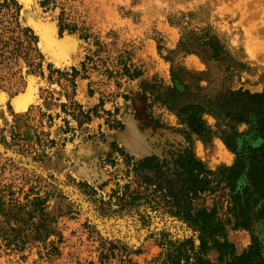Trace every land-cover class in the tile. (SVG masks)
Listing matches in <instances>:
<instances>
[{
  "label": "rangeland",
  "instance_id": "1",
  "mask_svg": "<svg viewBox=\"0 0 264 264\" xmlns=\"http://www.w3.org/2000/svg\"><path fill=\"white\" fill-rule=\"evenodd\" d=\"M15 2L18 29L15 8L0 0V264H160L197 234L173 198L228 217L229 193L216 175L263 143L264 0H29L27 18ZM47 22L57 39L74 42L70 65L55 66L38 47L33 27ZM24 28L35 50L26 49ZM77 86L81 106L72 102ZM28 87L27 110L16 113L13 100ZM134 101L142 104L137 130L149 129L158 156L137 160L118 141ZM189 105L202 112L182 116ZM82 145L94 147L95 177L75 174ZM187 149L215 174L196 195L175 166ZM36 198L45 203L33 207ZM255 211L250 231L225 227L235 255L255 239L264 258Z\"/></svg>",
  "mask_w": 264,
  "mask_h": 264
},
{
  "label": "trees",
  "instance_id": "2",
  "mask_svg": "<svg viewBox=\"0 0 264 264\" xmlns=\"http://www.w3.org/2000/svg\"><path fill=\"white\" fill-rule=\"evenodd\" d=\"M7 1L3 0L2 3L6 7ZM9 3L15 8V28L18 29L20 26L16 16H18L20 7L15 0H9ZM69 31L74 32L73 28ZM22 32L29 40L26 43V49L30 51L31 46L33 47L37 44V39L28 28H24ZM62 32L63 28L59 26L58 35L61 36ZM33 49L35 50V47ZM216 49L212 48L213 57H217ZM14 52H18L20 55L18 49L14 50ZM71 73L72 78H75L77 75L76 69L72 68ZM125 73H127V70H125ZM137 76H139V73H135L132 78ZM72 87H75L73 81ZM201 112L202 107L194 105H189L179 110L182 116L190 117L199 115ZM78 115L85 122L89 121L88 114L79 112ZM258 134L263 140V143L258 148L247 146L242 152L237 154L236 160L230 167L222 168L216 175L218 177L217 185H223V188L228 190L229 193L226 212L228 217L219 218L218 209L215 206L209 210L201 209L193 212L190 206L173 198L174 206L178 211H181L184 221L194 228L197 234L195 243L192 239H188L183 243L172 246L169 251L165 252L160 264H213L205 259L210 251H215L218 255L216 264H264L261 247L255 239L252 240L251 245L245 251L240 255H235L234 248L232 244L227 242L225 234L226 226H231L235 231H250L252 227L250 214L255 209L254 217L256 220L264 221V127H261ZM225 143L228 146V142ZM229 149L234 151L232 147H229ZM175 166H178L182 173L188 177L187 184L189 193H192V195H196L198 188L205 192L209 181L204 180L207 176H215L214 173L206 170L188 149L183 152V155L178 156ZM240 180H245L246 184L237 188V183ZM34 202L37 205H33V207H36L43 205L45 200L36 198ZM48 236L46 234L42 241L46 240ZM38 240V238H35V241ZM10 245L11 242L8 241L6 247H11Z\"/></svg>",
  "mask_w": 264,
  "mask_h": 264
},
{
  "label": "bare ground",
  "instance_id": "3",
  "mask_svg": "<svg viewBox=\"0 0 264 264\" xmlns=\"http://www.w3.org/2000/svg\"><path fill=\"white\" fill-rule=\"evenodd\" d=\"M22 2L25 6L23 10V15L27 18V6L29 0H18ZM30 16V15H29ZM27 21V20H26ZM28 22V21H27ZM30 22V21H29ZM36 31L38 36L39 42L38 47L41 51L46 54L47 58L57 67L60 65H70L73 62L71 56L74 51V42L71 40V37L65 36L64 38L57 39L56 38V29L53 23H41L35 25L33 27ZM73 50V51H72ZM75 62V61H74ZM31 86V85H30ZM32 88V87H31ZM32 96V90L28 87L25 94L18 96L16 99L13 100V108L16 113L25 112L27 107L30 103V99ZM141 104V103H140ZM140 104L137 101L132 103L133 108L136 111L134 117L126 116L125 119V129L122 133H120V140L121 143L126 147V150L129 155L134 157L135 159L139 160L147 155L151 150L154 151V154L157 156L160 153V150L154 148L146 141L148 136L149 129H145V134H139L137 130V126L139 123L143 121L141 111H140ZM142 105V104H141ZM160 132V131H159ZM167 135V134H166ZM172 137V136H171ZM156 137L150 138V142H154ZM150 154V153H149ZM95 150L94 147L91 145H82L80 146L73 156V167L77 173V176L87 178L95 177L96 170L93 168ZM88 160V164H85V161ZM122 221V220H121ZM109 222V220H108ZM108 228V227H107ZM123 231V230H122ZM134 242V241H133Z\"/></svg>",
  "mask_w": 264,
  "mask_h": 264
},
{
  "label": "crops",
  "instance_id": "4",
  "mask_svg": "<svg viewBox=\"0 0 264 264\" xmlns=\"http://www.w3.org/2000/svg\"><path fill=\"white\" fill-rule=\"evenodd\" d=\"M77 88H78V86L75 88V93H74V95H73V98H72L73 100H72V102L75 103V104H77V105H79V106H81V103H80L79 100H78V97H79L80 93H78V91H77L78 89H77ZM26 91H27V90H26ZM18 96H20V95H18ZM18 96H16V98H17ZM16 98H15V99H16ZM31 99H32V96H31ZM31 99H30V101H31ZM60 102H61V101H60ZM60 107H61V108H64L65 106H63V103H60ZM83 108H85V107L82 106V109H83ZM13 109H14V108H13ZM55 112H57V111L55 110ZM66 118H68V117H66ZM121 133H122V132H121ZM93 158H94V157H93ZM75 174L77 175V173H75Z\"/></svg>",
  "mask_w": 264,
  "mask_h": 264
},
{
  "label": "water",
  "instance_id": "5",
  "mask_svg": "<svg viewBox=\"0 0 264 264\" xmlns=\"http://www.w3.org/2000/svg\"><path fill=\"white\" fill-rule=\"evenodd\" d=\"M148 154H149V153H148ZM148 154H147V155H148ZM147 155H145V156H147Z\"/></svg>",
  "mask_w": 264,
  "mask_h": 264
}]
</instances>
